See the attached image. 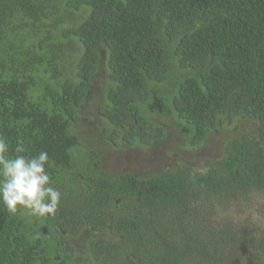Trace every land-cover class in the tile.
<instances>
[{
	"label": "trees",
	"instance_id": "16d2710c",
	"mask_svg": "<svg viewBox=\"0 0 264 264\" xmlns=\"http://www.w3.org/2000/svg\"><path fill=\"white\" fill-rule=\"evenodd\" d=\"M235 118L251 131L196 166L107 164ZM0 136L61 192L45 217L0 201V264H264V229L228 213L264 195V0H0Z\"/></svg>",
	"mask_w": 264,
	"mask_h": 264
},
{
	"label": "rangeland",
	"instance_id": "374dc122",
	"mask_svg": "<svg viewBox=\"0 0 264 264\" xmlns=\"http://www.w3.org/2000/svg\"><path fill=\"white\" fill-rule=\"evenodd\" d=\"M253 121L250 119L235 118L232 123L219 125L216 129L211 131L207 137V141L201 147L192 150H178L179 145L178 134L174 129L170 130V139L159 143L157 147L144 149L143 151H129L122 149L112 155L108 161V166L115 169L126 167L136 174L146 175L156 172L163 167H172L175 164V159L168 155L170 150H177L180 152V159L196 166L206 158H217L222 149L223 140L232 136H240L244 131H251ZM254 132V131H253ZM130 154V155H129ZM229 214L232 215L233 221H249L256 229H264V195L257 193L252 194L247 201H234L229 206ZM80 239L73 244L77 249H82L80 246ZM79 250V249H78Z\"/></svg>",
	"mask_w": 264,
	"mask_h": 264
},
{
	"label": "clouds",
	"instance_id": "9594fccd",
	"mask_svg": "<svg viewBox=\"0 0 264 264\" xmlns=\"http://www.w3.org/2000/svg\"><path fill=\"white\" fill-rule=\"evenodd\" d=\"M15 152L14 157L8 155L9 142L0 136V201L12 213L21 207L35 217L55 215L61 192L47 171L48 153L25 155L23 141L17 142Z\"/></svg>",
	"mask_w": 264,
	"mask_h": 264
}]
</instances>
